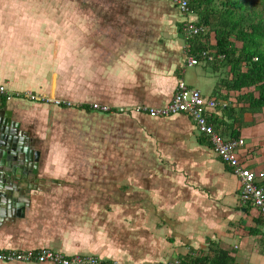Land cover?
Returning a JSON list of instances; mask_svg holds the SVG:
<instances>
[{
	"label": "crops",
	"instance_id": "obj_1",
	"mask_svg": "<svg viewBox=\"0 0 264 264\" xmlns=\"http://www.w3.org/2000/svg\"><path fill=\"white\" fill-rule=\"evenodd\" d=\"M49 1L0 0V83L15 94L0 106L31 137L42 179L24 214L0 228V250L171 264L218 246L235 264H264V223L240 203L237 176L191 117L135 111L166 105L182 81L217 100L216 128L243 138L241 161L264 171V107L237 112L225 68L187 63L184 16L166 0Z\"/></svg>",
	"mask_w": 264,
	"mask_h": 264
},
{
	"label": "trees",
	"instance_id": "obj_2",
	"mask_svg": "<svg viewBox=\"0 0 264 264\" xmlns=\"http://www.w3.org/2000/svg\"><path fill=\"white\" fill-rule=\"evenodd\" d=\"M166 1L172 5L170 0ZM188 1L195 16L192 20L204 29L186 39L190 43L191 54L215 68L226 69L223 85L226 91L237 92L236 100L243 104L238 112L260 110L264 107V0ZM183 16L184 20L187 19ZM202 51L206 53L201 55ZM69 106L95 109L84 104ZM113 110L118 111L109 109L106 112ZM224 110L233 116L236 108L225 105ZM211 117L215 127L224 123ZM232 133L238 134L235 130ZM262 184L264 186V181ZM209 251V254L185 255L181 259L192 264H235L226 250L211 246Z\"/></svg>",
	"mask_w": 264,
	"mask_h": 264
},
{
	"label": "built area",
	"instance_id": "obj_3",
	"mask_svg": "<svg viewBox=\"0 0 264 264\" xmlns=\"http://www.w3.org/2000/svg\"><path fill=\"white\" fill-rule=\"evenodd\" d=\"M180 13L186 17H193V9L189 5L188 0H170ZM186 20V21H185ZM182 25L183 36L187 39L191 35H195L203 31L202 25H196V21L185 19ZM206 52L202 51L201 55ZM198 57L191 54L188 64L198 63ZM15 94L10 91L5 84L0 83V96L9 100ZM20 96L29 100L49 101L53 104H65L69 106L71 102L60 101L46 96H39L35 93L25 92ZM219 103L215 98H206L197 88L188 87L184 82L180 81L170 101L162 107H147L138 105L135 107L136 112L146 113L149 116H166L170 114L182 113L186 114L194 121L199 134L205 136L217 157L227 165L239 180V200L240 203L249 207L254 214L264 223V171L253 170L247 167L240 159V151L243 147L244 140L241 137L226 136L221 130L217 129L210 120V111ZM92 108L108 111L111 109L107 106L93 104ZM123 111V109H117ZM0 260L6 262H38L51 264H125L116 260H106L91 254H63L48 247L37 249H2L0 250ZM171 264H192L180 258H175Z\"/></svg>",
	"mask_w": 264,
	"mask_h": 264
},
{
	"label": "water",
	"instance_id": "obj_4",
	"mask_svg": "<svg viewBox=\"0 0 264 264\" xmlns=\"http://www.w3.org/2000/svg\"><path fill=\"white\" fill-rule=\"evenodd\" d=\"M39 151L31 137L11 117L6 106H0V228L24 214L30 203V192L40 188Z\"/></svg>",
	"mask_w": 264,
	"mask_h": 264
},
{
	"label": "rangeland",
	"instance_id": "obj_5",
	"mask_svg": "<svg viewBox=\"0 0 264 264\" xmlns=\"http://www.w3.org/2000/svg\"><path fill=\"white\" fill-rule=\"evenodd\" d=\"M48 1V0H47ZM55 1H57V0H50L49 2H52V4H53V6H58V4H57V2H55ZM54 2V3H53ZM47 97V96H46ZM54 99H59L60 101H62L63 99H60V98H54ZM41 101V100H40ZM63 101H65V100H63ZM44 103V102H43ZM56 105V104H55ZM70 105H72V104H70ZM238 112V111H237ZM251 114V113H250ZM260 115L261 116H263L264 115V113H260ZM254 117H255V119L257 118V117H259L258 115H254ZM263 181H264V179L262 180V183H263Z\"/></svg>",
	"mask_w": 264,
	"mask_h": 264
},
{
	"label": "flooded vegetation",
	"instance_id": "obj_6",
	"mask_svg": "<svg viewBox=\"0 0 264 264\" xmlns=\"http://www.w3.org/2000/svg\"><path fill=\"white\" fill-rule=\"evenodd\" d=\"M32 144V143H31Z\"/></svg>",
	"mask_w": 264,
	"mask_h": 264
}]
</instances>
